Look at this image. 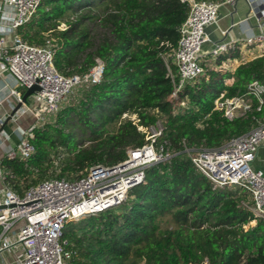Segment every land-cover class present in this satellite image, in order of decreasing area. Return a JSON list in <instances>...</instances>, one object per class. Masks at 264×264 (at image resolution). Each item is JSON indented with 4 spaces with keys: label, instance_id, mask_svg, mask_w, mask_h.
Returning <instances> with one entry per match:
<instances>
[{
    "label": "trees",
    "instance_id": "1",
    "mask_svg": "<svg viewBox=\"0 0 264 264\" xmlns=\"http://www.w3.org/2000/svg\"><path fill=\"white\" fill-rule=\"evenodd\" d=\"M189 8L188 0H41L18 28L30 44L53 41L62 74H86L98 62L103 72L34 129L28 158L4 157L6 186L22 195L52 177L115 166L148 142L140 126H160L156 144L172 155L149 165L123 203L65 223L69 264H264V220L250 224L249 194L239 185L216 187L186 151L216 149L264 121V104L257 110L248 88L264 83V50L249 60L240 44L229 46L204 59L205 74L171 97L166 61ZM235 95L252 98L253 108L229 120L216 104Z\"/></svg>",
    "mask_w": 264,
    "mask_h": 264
},
{
    "label": "built area",
    "instance_id": "2",
    "mask_svg": "<svg viewBox=\"0 0 264 264\" xmlns=\"http://www.w3.org/2000/svg\"><path fill=\"white\" fill-rule=\"evenodd\" d=\"M3 1L16 16L12 25L15 30L31 19L41 2ZM188 2L190 8L186 20L179 28L178 45L171 61H166L168 75L174 85L171 97H177L179 91L188 83L196 82L205 74L204 45L212 41L209 28L220 19L219 2ZM62 27H65L64 23ZM246 42H261L264 45V33L258 36L249 35ZM233 45L215 44L211 54L215 56ZM0 53L5 71L16 81L17 87L12 89L11 93L22 103L13 118L29 108L27 102L22 100L26 89L34 84L41 88L31 96L36 102L38 123L28 129L16 148H11L6 153L8 157L19 156L26 159L34 151L30 142L34 137V129L54 119L76 89L99 81L103 63L98 62L86 74L66 76L55 66L54 44L51 39H47L43 45H35L30 44L18 33L10 45L0 37ZM248 88L252 97L258 101L257 110H261L264 104V83L253 81ZM252 100L241 95L222 97L217 101L216 108L226 118L234 120L252 110ZM133 119L138 122L135 116ZM152 128L155 129L147 136L148 142L142 147L129 149L127 159L115 166H92L86 175L78 179L52 177L29 187L22 195L5 186L0 206L12 204L13 207L0 209V252L9 246L8 243L2 242L1 238L17 221L24 222L16 242L21 247L20 255L9 264H69L73 251L67 247V241L62 240L65 223L70 219L123 203L128 190L144 180L145 169L149 165L171 158L172 155L163 145L156 144L157 137L162 134V128ZM139 129L146 131L142 126ZM263 144L264 121H260L250 131L231 138L216 149L191 153V149L187 147L186 151L196 167L216 187L239 185L244 188L251 198V203L246 206L255 219L264 220V171L252 166ZM0 177L4 179L1 165Z\"/></svg>",
    "mask_w": 264,
    "mask_h": 264
},
{
    "label": "crops",
    "instance_id": "3",
    "mask_svg": "<svg viewBox=\"0 0 264 264\" xmlns=\"http://www.w3.org/2000/svg\"><path fill=\"white\" fill-rule=\"evenodd\" d=\"M219 3L220 19L209 28L212 41L204 45L203 57L210 59L215 44H240L249 60L261 55L263 44L250 46L246 40L249 35L258 36L264 33V4L260 3V0H221ZM15 19L13 10L0 0V37L5 39L7 45L12 43L18 33V30L12 27ZM16 87V81L5 71L0 58V165L7 151L16 148L28 129L38 123L34 97L28 99L29 108L26 111L15 118L12 117L13 111L20 103L11 93ZM252 166L264 171V144L259 148ZM5 186L4 179L0 177V198H3ZM23 224V221H17L1 238L2 242L8 243L9 246L0 252V264H9L19 257L21 247L16 242Z\"/></svg>",
    "mask_w": 264,
    "mask_h": 264
},
{
    "label": "water",
    "instance_id": "4",
    "mask_svg": "<svg viewBox=\"0 0 264 264\" xmlns=\"http://www.w3.org/2000/svg\"><path fill=\"white\" fill-rule=\"evenodd\" d=\"M40 90H41V88L37 84H34L31 87L27 88L25 93H24V95H23V98H22L23 102H25V103L28 102V99L35 92L40 91ZM21 105H22V103H19L18 107H16V109L13 111L12 115L15 114L18 111V109L20 108ZM9 207H13V205L12 204H10V205L4 204V205L0 206V209L9 208Z\"/></svg>",
    "mask_w": 264,
    "mask_h": 264
},
{
    "label": "rangeland",
    "instance_id": "5",
    "mask_svg": "<svg viewBox=\"0 0 264 264\" xmlns=\"http://www.w3.org/2000/svg\"><path fill=\"white\" fill-rule=\"evenodd\" d=\"M263 2V3H262ZM260 3H262V4H264V0H260ZM263 50H264V45H263V48H262ZM263 50L261 51V52H263ZM213 55H211V57H210V60L213 58L212 57ZM211 65V64H210ZM78 91H79V89L77 90H75L74 91V93H75V95L78 93ZM72 98H74V97H72ZM53 119V118H52ZM51 119V120H52ZM50 120V121H51ZM157 128V127H156ZM155 128H151V129H146V132H147V136L150 134V133H152V131L154 130ZM150 131V132H149ZM246 203L248 204V203H251V198H250V196L248 195V199L246 200ZM257 220H259V219H255V220H253L250 224L253 226V225H256V223H257ZM247 228H248V226H246Z\"/></svg>",
    "mask_w": 264,
    "mask_h": 264
}]
</instances>
